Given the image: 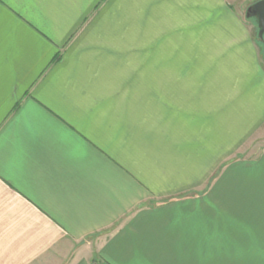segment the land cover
<instances>
[{"label":"crops","instance_id":"crops-1","mask_svg":"<svg viewBox=\"0 0 264 264\" xmlns=\"http://www.w3.org/2000/svg\"><path fill=\"white\" fill-rule=\"evenodd\" d=\"M257 0H0V264H264Z\"/></svg>","mask_w":264,"mask_h":264},{"label":"water","instance_id":"water-1","mask_svg":"<svg viewBox=\"0 0 264 264\" xmlns=\"http://www.w3.org/2000/svg\"><path fill=\"white\" fill-rule=\"evenodd\" d=\"M256 16L258 20V29L259 33H264V0H257L254 2L248 9H247V15L250 16Z\"/></svg>","mask_w":264,"mask_h":264},{"label":"rangeland","instance_id":"rangeland-1","mask_svg":"<svg viewBox=\"0 0 264 264\" xmlns=\"http://www.w3.org/2000/svg\"><path fill=\"white\" fill-rule=\"evenodd\" d=\"M249 18H250V19H253V20L256 22V24L258 23L257 17L251 15V13H250ZM257 26H258V25H257ZM258 34H259V36H260V41H261L262 46H263V48H264V33H263V34H260V33H259V29H258Z\"/></svg>","mask_w":264,"mask_h":264}]
</instances>
